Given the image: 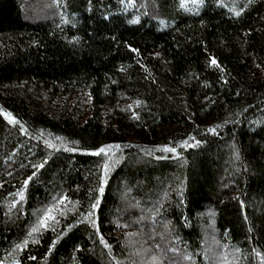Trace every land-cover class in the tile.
Returning a JSON list of instances; mask_svg holds the SVG:
<instances>
[{"label":"trees","instance_id":"trees-1","mask_svg":"<svg viewBox=\"0 0 264 264\" xmlns=\"http://www.w3.org/2000/svg\"><path fill=\"white\" fill-rule=\"evenodd\" d=\"M193 2L0 0V264H264V0Z\"/></svg>","mask_w":264,"mask_h":264},{"label":"snow or ice","instance_id":"snow-or-ice-1","mask_svg":"<svg viewBox=\"0 0 264 264\" xmlns=\"http://www.w3.org/2000/svg\"><path fill=\"white\" fill-rule=\"evenodd\" d=\"M237 15H239V13H237ZM133 51H135V49H133ZM212 63L213 64H216L217 62L215 61V60H213L212 61ZM4 115L11 121V122H13V123H18V121H16L15 120V118L12 116V114L11 113H7V112H5L4 113ZM211 131H214V129H211ZM70 150H74V149H70ZM166 151H169V152H174L175 151V149L174 148H167V149H165ZM106 152V149L105 148H100L96 153H94V154H96V155H99V154H101V153H105ZM43 165H41V167H42ZM105 167V175L107 174V165H105L104 166ZM29 180H31V177H29ZM106 182V181H105ZM28 183V181L26 180L25 181V184H27ZM99 191L100 192H103L104 191V189H103V187H101L100 189H99ZM20 196H21V198L23 199V193H20ZM92 207L93 208H96L97 207V205L96 204H93L92 205ZM48 220H55V217L54 216H52L51 215V211H49V212H47L46 213V215L43 217V218H41V220L39 221V225L41 226V227H48ZM39 231V228L38 227H33V229H32V232H38ZM27 243V241H25V244ZM17 247H20L19 245H17Z\"/></svg>","mask_w":264,"mask_h":264},{"label":"rangeland","instance_id":"rangeland-1","mask_svg":"<svg viewBox=\"0 0 264 264\" xmlns=\"http://www.w3.org/2000/svg\"><path fill=\"white\" fill-rule=\"evenodd\" d=\"M192 4L195 5L196 7L198 6L196 0H194Z\"/></svg>","mask_w":264,"mask_h":264}]
</instances>
